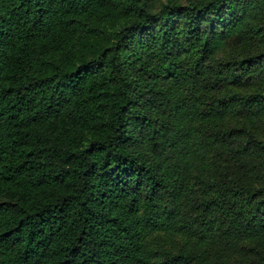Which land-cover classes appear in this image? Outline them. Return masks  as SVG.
<instances>
[{
	"label": "trees",
	"instance_id": "trees-1",
	"mask_svg": "<svg viewBox=\"0 0 264 264\" xmlns=\"http://www.w3.org/2000/svg\"><path fill=\"white\" fill-rule=\"evenodd\" d=\"M0 264H264V0H0Z\"/></svg>",
	"mask_w": 264,
	"mask_h": 264
}]
</instances>
